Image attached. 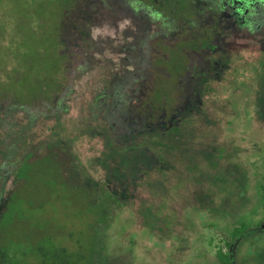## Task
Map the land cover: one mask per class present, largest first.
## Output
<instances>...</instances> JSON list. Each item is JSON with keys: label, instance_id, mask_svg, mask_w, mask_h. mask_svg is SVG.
Wrapping results in <instances>:
<instances>
[{"label": "rangeland", "instance_id": "1", "mask_svg": "<svg viewBox=\"0 0 264 264\" xmlns=\"http://www.w3.org/2000/svg\"><path fill=\"white\" fill-rule=\"evenodd\" d=\"M198 1L193 24L216 29L215 48L193 55L170 121L150 122L140 97L151 41L172 42L186 24L140 0H76L68 10L62 38L78 68L66 112L33 121L0 109V193L23 159L52 152L80 185L121 200L95 230L93 264H217L241 223H264V0ZM79 34L92 41L86 61ZM30 204L10 209L15 232L44 229L55 249L92 244L94 215L72 190L53 186ZM234 262L264 264V232L237 241Z\"/></svg>", "mask_w": 264, "mask_h": 264}, {"label": "flooded vegetation", "instance_id": "2", "mask_svg": "<svg viewBox=\"0 0 264 264\" xmlns=\"http://www.w3.org/2000/svg\"><path fill=\"white\" fill-rule=\"evenodd\" d=\"M74 1L76 0H0V83L8 89H11L10 85L17 88L16 92L6 89L0 91V109L11 107L22 110L33 121L42 117H53L62 110L66 112L67 106L63 101L73 93L72 86L78 66L72 65L76 56L67 50L62 33L66 14L74 6ZM140 2L147 8L155 9L156 13L164 14L166 18L193 26L192 29L184 26L172 42L155 39L150 43L152 80L140 97V102H143L149 113H142L150 116L148 119L150 122L156 123L160 118L168 122L178 105L181 81L190 69L193 55L215 48L216 29L193 24L198 0H140ZM77 36L81 37L83 61H86L93 47L91 38L85 34ZM42 47L60 57L58 69H61L62 75L59 74L55 79V76L41 75L39 61ZM175 66L180 67L182 72L177 75L172 73L171 69ZM72 67L73 70H70ZM45 80L50 84L57 80L63 86L59 90H55L53 86H48L49 91H46V88L34 92L26 90V85L40 84ZM158 80L170 84L168 90H172L171 98L163 96L164 100L161 103L155 102L156 96L153 92ZM3 128L4 124L0 118V144L3 141ZM57 156V153L50 152L23 159L16 170L14 186L7 195L0 193V264H23V257L30 255L36 257L39 250L53 249L54 236L46 233L44 229L18 233L9 227L7 221L9 212L12 207L15 209L18 200L37 205L40 201L46 200L53 186L65 191L74 188L80 194L90 190L100 193L99 189L97 191L88 188L89 186L80 185L78 179L66 174V163ZM35 176L39 179L36 180ZM33 178L35 182H32ZM42 187L44 193L40 192ZM13 213L11 217L18 215L16 211Z\"/></svg>", "mask_w": 264, "mask_h": 264}, {"label": "trees", "instance_id": "3", "mask_svg": "<svg viewBox=\"0 0 264 264\" xmlns=\"http://www.w3.org/2000/svg\"><path fill=\"white\" fill-rule=\"evenodd\" d=\"M46 50V47L41 48V56L39 61L40 72L41 75H46L49 77L55 76V79L59 74L62 75L60 71L61 69H58L60 57H58L59 55L55 52L50 53ZM171 72L177 75L182 71L180 67L175 66L174 69H171ZM169 85L162 83L161 80L157 81V84H155L153 89L154 95L156 96L154 97V99H156L155 102L161 103L164 100L162 99L163 96H168L169 98H171L172 90H168L170 88ZM48 86H53L55 90H59L63 86V84L58 83L57 80L54 83L50 84L48 80H45V82H42L40 84L31 83L26 85V90L28 92H34L43 91L44 88H46V91H49ZM9 87L11 89L5 87L3 83H0V91H4L5 89L13 92L17 91V88L14 85H10ZM155 143L158 145L156 148L157 151H161L162 149H164L166 152L171 153L178 150V147L172 144L164 146L161 145L160 142ZM72 191L73 193H75V195L78 194L83 199L85 214L91 212L94 215V217L92 218L94 233L92 244H90L88 248H84L80 244V241L77 240L75 241L74 247L71 249L58 247L57 249L53 248L51 250H39V253L36 255L38 264H93V259L96 254L95 230L100 225H104L107 223V221L109 220L111 209L113 207L120 208L121 206V200H119L115 195L110 194L108 191H106V194L102 192H91V190L90 192L83 191L82 194H80L79 191L75 190L74 188ZM256 232H264V223L257 224L251 229H248L246 224L241 223L240 227L232 232L231 242L227 245V251L217 254V264H235L234 245L237 243V241L247 236L248 234Z\"/></svg>", "mask_w": 264, "mask_h": 264}]
</instances>
